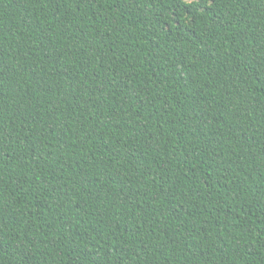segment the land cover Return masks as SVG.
<instances>
[{"label":"trees","instance_id":"1","mask_svg":"<svg viewBox=\"0 0 264 264\" xmlns=\"http://www.w3.org/2000/svg\"><path fill=\"white\" fill-rule=\"evenodd\" d=\"M0 264H264V0H0Z\"/></svg>","mask_w":264,"mask_h":264}]
</instances>
